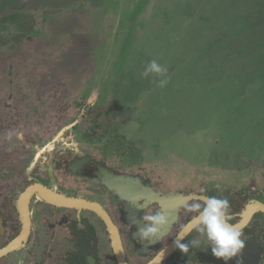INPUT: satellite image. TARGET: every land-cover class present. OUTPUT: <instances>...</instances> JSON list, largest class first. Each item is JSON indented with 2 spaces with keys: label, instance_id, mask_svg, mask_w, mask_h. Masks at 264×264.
Listing matches in <instances>:
<instances>
[{
  "label": "rangeland",
  "instance_id": "374dc122",
  "mask_svg": "<svg viewBox=\"0 0 264 264\" xmlns=\"http://www.w3.org/2000/svg\"><path fill=\"white\" fill-rule=\"evenodd\" d=\"M153 59L168 69L164 88L140 75ZM37 88L64 103L49 110L39 140L50 143L51 189L87 196L103 172L177 194L264 187V0H0V90L13 91L6 99L20 116L40 101L22 92ZM8 144L0 143L8 160L25 151ZM24 176L12 172L15 186L1 185L0 201L14 205ZM33 206L29 243L0 264H62L73 249L65 226L76 211ZM116 214L137 236L139 215Z\"/></svg>",
  "mask_w": 264,
  "mask_h": 264
},
{
  "label": "flooded vegetation",
  "instance_id": "af4514ba",
  "mask_svg": "<svg viewBox=\"0 0 264 264\" xmlns=\"http://www.w3.org/2000/svg\"><path fill=\"white\" fill-rule=\"evenodd\" d=\"M1 92H6V94L10 93L9 95L5 96V99L10 98L12 95L11 93H13V91L10 92V90H0V93ZM22 95L23 97L26 95L27 97L29 96V98L34 97L35 99H40V101L35 106L33 104L35 101L30 99L27 106H24V109L21 111L20 116L12 112V101L9 99H6L7 101H0V117L2 118L5 114H7V116L11 119L10 126L5 124L4 127L3 124H0V143H9L8 146L12 148L15 145V141H19L21 145L25 147V151L15 153L14 156L9 160L6 158V156L0 154L1 191L4 189V187L2 188L1 185L5 186L6 183L8 185L10 184V187L15 186L14 183L10 182L11 179H9V177L12 176V172L15 170L22 172L23 170L25 174L23 180L20 181V185L22 184L24 187L20 192L19 199L15 200L14 205H11V200L13 199L12 197H10L7 201H0V250L7 247L21 234L23 230V195L30 187L35 188L31 192L28 200L31 229L25 245L29 243L33 230L35 215L33 204H36L41 211L43 209L46 210L49 206L61 210L72 209L76 211L75 218L68 221L65 226L66 233L71 238L73 249L69 250V252L65 254V262L62 264L67 262L69 254L72 252H77V254H80L81 249H83L82 254L86 255V259L89 264L107 263L109 260L107 259L106 251L111 252V256L115 264H119V261L115 254L112 235L105 219L100 213L87 208L69 207L54 203L44 198L37 189L42 188L55 194L64 195L79 200H87L98 204L109 216L112 223L117 227L124 256L128 264H152L153 261L159 257V251L161 249H164L165 251L168 246L174 242L175 236L180 231L181 227L188 226L193 221L195 214L187 211L185 207L186 204H191L192 202L200 200V198L205 196H219L226 197L229 200L231 205V222L236 224L238 228L242 229L243 235L241 239L245 240V246L241 253L237 257H234L232 260H230L228 264H264V211L259 208L260 205H264V187H211V189H205L203 186L199 187L203 189L193 187V189L198 190L190 192V190H193L191 188L183 195L189 196L191 194H196L197 197L183 201L181 198L175 200L170 199L169 196L172 194V192L162 190L160 182L158 181L157 188H153L147 186L144 181L137 177L123 179L114 172H103V175L100 176L98 180H95L100 186L99 189H96L95 186L90 185V187H92L94 190L88 189L87 191L89 195L87 196H81L79 194L68 195L62 191L51 189L48 187V182L46 180V178L50 175L49 165L46 164V152L49 150L48 146L50 143H47L44 147H41L42 143H40L39 140L44 139L40 135L46 136L41 127L42 125L45 126V123L50 121V118L53 116L50 111L55 108H62L64 103L62 104L59 93L56 91L51 92L50 89L41 90L37 88L27 92L23 91ZM57 100L58 103L53 104V102ZM60 116L62 117V115ZM31 129L34 131V133L31 132ZM10 131L21 132L22 135L20 139L16 140L14 137L11 141H9L7 139V134ZM25 134L28 136L31 134V136L35 137H26ZM56 149L59 150V147ZM36 151L38 152L36 153ZM30 155L32 160H30ZM38 155H40L39 159ZM63 156L64 153L60 152L56 157H54L56 159V162H53L54 166L59 171L63 166ZM40 157L43 160L40 161ZM102 187H104V189ZM106 189L111 192L108 191L106 194L104 191ZM92 195H94V197H91ZM251 204L255 205L252 211L249 208ZM16 205L23 213V220L19 221V223H16V221L13 220L15 212L12 211V209ZM140 205L145 206L143 212L141 209H138ZM117 209L130 212L136 216L139 215V217H141L142 214H152L156 211H163L169 216V224L164 232V236L160 241L152 245H149L146 242H140L138 240V236L133 235L132 223L127 222L126 215L121 217L122 221L120 220V216L117 218ZM47 216L48 215L45 214V220L48 219ZM137 224L138 226H142L141 219ZM102 227L108 231V233L104 232L108 238L110 246H106V251L101 250V248L107 245V243L104 241L105 238H102ZM86 232H88V234L89 232L93 233V237L90 242V248H87L86 244L81 246V240ZM196 236L197 233L193 230L190 232L188 237L186 236L184 240L181 241V243L187 244L189 243L190 239L195 238ZM204 247L205 245L202 244L201 249L190 248L189 252L186 254L175 247L171 252L163 255L162 260H159L157 264H225L222 259H217L212 255L210 247L206 251L203 250ZM21 248L8 252L7 254L1 256L0 259Z\"/></svg>",
  "mask_w": 264,
  "mask_h": 264
},
{
  "label": "clouds",
  "instance_id": "9594fccd",
  "mask_svg": "<svg viewBox=\"0 0 264 264\" xmlns=\"http://www.w3.org/2000/svg\"><path fill=\"white\" fill-rule=\"evenodd\" d=\"M168 69L157 60L149 61L140 73L141 77L148 79L155 77L154 83L158 88H164L169 83L167 75ZM22 133L19 131L9 132L7 139L11 141L13 137L19 140ZM202 201V202H201ZM144 205H140L138 209L143 212ZM186 209L190 213H194L192 228L182 226L175 236L174 246L183 253H188L190 248L201 249V245L206 251L211 248L212 255L217 259H222L225 264L237 257L245 244L242 229L232 223L230 213V202L226 197L205 196L196 200L191 204H186ZM142 226L137 227V236L140 242H146L149 245L155 244L164 236V232L169 224V216L163 211H156L152 214H142ZM195 231L197 236L190 239L189 243H181L182 240L189 236L191 231ZM164 255V249L159 251V260Z\"/></svg>",
  "mask_w": 264,
  "mask_h": 264
},
{
  "label": "water",
  "instance_id": "95a60500",
  "mask_svg": "<svg viewBox=\"0 0 264 264\" xmlns=\"http://www.w3.org/2000/svg\"><path fill=\"white\" fill-rule=\"evenodd\" d=\"M118 185V184H117ZM35 187H30L27 192L24 193L23 195V203H22V207L24 210V227L23 230L21 232V234L15 238L7 247L3 248L0 250V257L7 254L10 251H13L15 249L21 248L23 247L28 239L29 233H30V229H31V223H30V210L28 207V200L29 197L31 195V192L34 190ZM40 194L48 199L49 201H52L54 203L60 204V205H64V206H69V207H80V208H87V209H91L94 210L98 213H100L102 215V217L105 219L109 231L112 235L113 238V245H114V250H115V254L117 256V259L119 261V264H128L125 256H124V252H123V248L121 245V240H120V236H119V232L117 227L112 223V221L110 220L109 216L106 214V212L96 203H92L90 201L87 200H79V199H75V198H71V197H67L64 195H59V194H55L52 193L46 189H37ZM193 197H197L196 194H191L189 196H184L183 194H177V193H172L169 198L170 199H178L181 198L184 200H189ZM159 199V198H157ZM165 199V198H162ZM160 200V199H159ZM263 205V204H262ZM260 205L259 208L262 209L264 211V205L262 206ZM255 205L251 204L249 206L250 210L252 211L254 209ZM250 211V212H251ZM192 223L193 221L187 226L188 228H192ZM175 248L174 246V242L172 244H170L168 246V248L164 251V255L168 254L169 252H171L173 249ZM159 261V257L153 261L152 264H157V262Z\"/></svg>",
  "mask_w": 264,
  "mask_h": 264
},
{
  "label": "trees",
  "instance_id": "16d2710c",
  "mask_svg": "<svg viewBox=\"0 0 264 264\" xmlns=\"http://www.w3.org/2000/svg\"><path fill=\"white\" fill-rule=\"evenodd\" d=\"M93 237V233L86 232L84 234V237L81 240V246L86 244L87 248H90V242L91 239ZM87 239V240H86ZM83 249H81V253L77 254V252H72L71 254H69L68 258H67V262L65 264H89L87 259H86V255L82 254Z\"/></svg>",
  "mask_w": 264,
  "mask_h": 264
},
{
  "label": "crops",
  "instance_id": "0c3cea01",
  "mask_svg": "<svg viewBox=\"0 0 264 264\" xmlns=\"http://www.w3.org/2000/svg\"><path fill=\"white\" fill-rule=\"evenodd\" d=\"M207 187V186H206Z\"/></svg>",
  "mask_w": 264,
  "mask_h": 264
}]
</instances>
